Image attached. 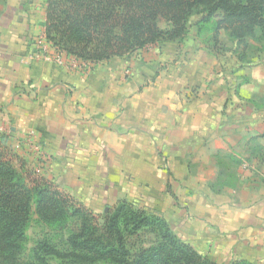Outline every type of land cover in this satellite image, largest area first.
Returning a JSON list of instances; mask_svg holds the SVG:
<instances>
[{
	"label": "crops",
	"instance_id": "1",
	"mask_svg": "<svg viewBox=\"0 0 264 264\" xmlns=\"http://www.w3.org/2000/svg\"><path fill=\"white\" fill-rule=\"evenodd\" d=\"M46 1L0 0V133L7 144L74 198L91 179L83 189L99 200L84 203L90 209L112 210L133 184L128 177L154 191L167 185L199 216L227 225L219 229L231 248L228 263L264 264V61L233 71L226 63L233 55L198 35L195 15L180 42L85 68L61 66L57 56L73 57L38 42ZM222 156L239 162L235 179L212 194Z\"/></svg>",
	"mask_w": 264,
	"mask_h": 264
},
{
	"label": "trees",
	"instance_id": "2",
	"mask_svg": "<svg viewBox=\"0 0 264 264\" xmlns=\"http://www.w3.org/2000/svg\"><path fill=\"white\" fill-rule=\"evenodd\" d=\"M195 15L198 35L206 30L219 54L226 50L221 32L233 40L231 54L238 64L233 71L246 63L251 41L264 43V0H47L44 34L51 49L94 64L149 45L180 42ZM259 150L256 144L251 151ZM33 216L56 231H68L69 251L60 252L43 237L25 256ZM146 229L157 232L158 240L133 254L126 234ZM51 256L64 264H226L199 253L164 218L128 200L101 214L86 207L53 180L29 170L0 133V264H48Z\"/></svg>",
	"mask_w": 264,
	"mask_h": 264
},
{
	"label": "rangeland",
	"instance_id": "3",
	"mask_svg": "<svg viewBox=\"0 0 264 264\" xmlns=\"http://www.w3.org/2000/svg\"><path fill=\"white\" fill-rule=\"evenodd\" d=\"M222 32L223 34L220 40L226 49L225 53L227 52V55H229L230 57L231 55L230 48L233 46V40L228 38L224 31ZM204 35L209 37L208 36L209 33L206 30H204ZM209 44L212 45L210 41ZM250 44H251V48L247 53L248 58L246 63H248V61L255 63L264 61V43L260 41H251ZM232 59L235 58L232 57ZM226 63L228 64V66L230 65V67L232 68H234L235 65H238L236 62H234L233 64L229 59L228 62ZM244 66L246 67V64L242 65V67ZM239 82H241V80ZM235 83L238 82L236 81ZM192 92H194V89L192 90ZM255 106L257 107V105ZM238 163L239 162L235 159L232 161L226 160L223 158V156L221 158H218V164H220V166L223 168V172L219 176L218 181L212 184L211 186V189L213 190L212 194L215 193L216 188H222L224 185L230 186L231 183L234 182L235 179L234 171L236 172V170L235 168L232 167H236ZM26 166L29 170L38 173V171L35 170V167L28 164H26ZM161 168L164 169L168 178L171 177L170 176L171 172L163 162L161 164ZM99 178L100 180H102L101 183L102 186L106 188L107 186H106L105 177H99ZM130 179L132 180L133 184H127L128 186L127 192L121 193V198L116 201V204L119 201L128 200L132 202L134 206L140 209H144L147 212L153 213L161 218H164L168 223L171 231L178 238L193 246L199 253L203 254L204 256L218 263L219 262L228 263L227 258L229 257L228 255L231 253V248L227 247V245L224 247V244L220 239L223 231L222 232L220 231L219 226L220 227L227 226V225H222L223 223H221L220 217L216 218L215 216L212 217L205 216L204 218H202L203 216H199L197 214L196 209L191 207L188 204V202L184 200L182 193L176 192L171 188L168 189L167 185L166 187H164V190L162 191H154L151 189L150 186L141 183L137 184L134 181L133 177H128L129 181ZM57 181L54 182L58 185L59 183ZM92 184L93 183L91 182V179L88 183L85 182L84 184H80V187L77 191L78 193L77 197L75 198L76 200L80 201L83 205L84 203L92 204L93 201L99 200L98 197L93 196L92 192L88 193L86 189H83V188H88V186ZM102 193L106 194V192L104 191H102ZM115 194L116 193L114 191L109 192V196L111 195V198H114ZM203 194L209 195V193H203ZM103 200H105L104 197L100 201ZM96 207L97 208H94L92 210L100 214L106 209V207H103L101 205L100 207L99 206ZM67 235H68V231L66 230L56 231V229H53L43 224L42 222L38 221L36 216H33L26 232V241H25L23 253L25 256L30 255L32 253V249L35 246L36 242L41 240L43 237H47L49 243L52 244L60 252H67L69 251L65 241ZM157 240H158L157 232L151 231L149 229L141 230L135 234H126L127 246L133 254H136L139 250L143 248H148L155 245ZM218 251L219 253H223V252L224 253L219 255ZM233 262H238V261H233ZM64 263H66V260L61 261L60 259H57L53 256H51L50 260L48 261V264H64ZM96 264H107V263L98 262Z\"/></svg>",
	"mask_w": 264,
	"mask_h": 264
},
{
	"label": "built area",
	"instance_id": "4",
	"mask_svg": "<svg viewBox=\"0 0 264 264\" xmlns=\"http://www.w3.org/2000/svg\"><path fill=\"white\" fill-rule=\"evenodd\" d=\"M43 38L46 39L45 34H44V36L41 39H39L38 42L41 43ZM46 41H47V39H46ZM45 56L47 57V54ZM56 61H57V63L59 65L66 66V67L70 66V67H75V68H80V67L85 68L87 66V63L78 62L74 58H72L71 60H67L66 61L63 57H61V55L56 57Z\"/></svg>",
	"mask_w": 264,
	"mask_h": 264
}]
</instances>
